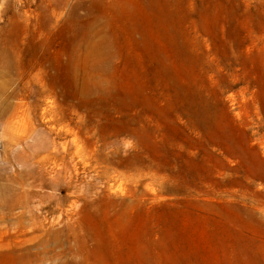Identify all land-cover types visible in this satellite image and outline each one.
<instances>
[{
  "label": "rangeland",
  "instance_id": "1",
  "mask_svg": "<svg viewBox=\"0 0 264 264\" xmlns=\"http://www.w3.org/2000/svg\"><path fill=\"white\" fill-rule=\"evenodd\" d=\"M0 264H264V0H0Z\"/></svg>",
  "mask_w": 264,
  "mask_h": 264
}]
</instances>
